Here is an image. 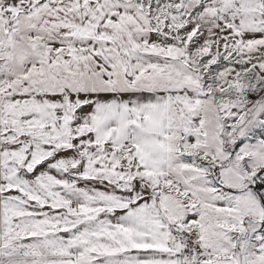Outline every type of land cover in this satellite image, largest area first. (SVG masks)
I'll return each mask as SVG.
<instances>
[{
	"label": "snow or ice",
	"instance_id": "6c2138e0",
	"mask_svg": "<svg viewBox=\"0 0 264 264\" xmlns=\"http://www.w3.org/2000/svg\"><path fill=\"white\" fill-rule=\"evenodd\" d=\"M0 264H264V0H0Z\"/></svg>",
	"mask_w": 264,
	"mask_h": 264
}]
</instances>
